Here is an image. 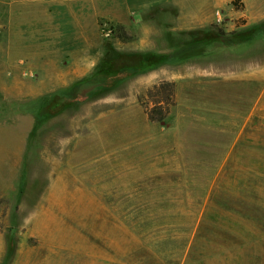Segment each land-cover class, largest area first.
I'll list each match as a JSON object with an SVG mask.
<instances>
[{
    "label": "rangeland",
    "instance_id": "374dc122",
    "mask_svg": "<svg viewBox=\"0 0 264 264\" xmlns=\"http://www.w3.org/2000/svg\"><path fill=\"white\" fill-rule=\"evenodd\" d=\"M7 1L0 36L47 32L56 56L67 46V0L53 1V25L41 29L36 13ZM215 12L213 25L185 33L184 66L129 77L40 120L43 97L54 92H32L39 77L16 70L19 58L5 67L0 44V235L14 247L3 264H264L255 263L264 260V171H256L264 83L255 77L264 65V0H220ZM99 26L114 38L113 21ZM257 27L260 40L242 41ZM212 37L215 45H195ZM163 79L177 82L178 105L151 122L138 95ZM94 117L101 150L69 157L70 138Z\"/></svg>",
    "mask_w": 264,
    "mask_h": 264
},
{
    "label": "crops",
    "instance_id": "0c3cea01",
    "mask_svg": "<svg viewBox=\"0 0 264 264\" xmlns=\"http://www.w3.org/2000/svg\"><path fill=\"white\" fill-rule=\"evenodd\" d=\"M1 1V0H0ZM52 1V2H51ZM54 0H9L7 5L14 7L16 12L23 15L31 11L38 16V27L49 28L53 25L48 12L55 6ZM220 0H67V13L70 17L71 29L67 31L70 39L57 56L53 52V45L43 39L47 32L38 31L33 36L38 38L26 39L23 31L16 37L0 36V44H5L7 61H17L16 70H23L24 75L39 77L37 87L31 91H60L70 87L76 81L91 74L101 62L106 38L102 37L99 20L107 18L115 23V34L112 43L123 51H157L171 54L185 44V33L198 28L213 25L216 16L215 10ZM173 8H177L172 14ZM154 15H147L148 11ZM169 19V24H163L161 19ZM19 29L21 26H18ZM7 29L5 30V32ZM8 32V31H7ZM41 36V38H40ZM260 40V35L256 39ZM212 45V44H211ZM215 45V42H213ZM228 48V49H227ZM232 45H223V49L232 50ZM210 50V49H209ZM215 55V47L211 51ZM210 52V51H209ZM25 60L27 62L25 63ZM61 61H64L61 63ZM186 62H169L162 66L141 74H150L157 70L172 67H182ZM1 67V64H0ZM7 74V69L0 71V75ZM256 81L264 83V65L256 72ZM18 85L13 84L12 89ZM20 91H24L21 89ZM260 100L256 104L257 115L264 117V89H261ZM68 110V109H67ZM85 126L76 132L73 140L74 157H84L95 153L100 147L97 140H102V130L98 129L99 117L90 119ZM263 124V123H262ZM89 129L92 130L89 132ZM88 141H91L88 144ZM94 150L95 152H89ZM101 150V149H99ZM256 171H264V131L256 133ZM87 163V159H84ZM263 167V168H262ZM247 170V168L245 167ZM74 171L71 163L67 165V172ZM8 241L0 235V264L8 256ZM255 263H264L256 261Z\"/></svg>",
    "mask_w": 264,
    "mask_h": 264
},
{
    "label": "trees",
    "instance_id": "16d2710c",
    "mask_svg": "<svg viewBox=\"0 0 264 264\" xmlns=\"http://www.w3.org/2000/svg\"><path fill=\"white\" fill-rule=\"evenodd\" d=\"M247 31L249 30L243 31V34ZM261 32L263 28L257 27L252 33H247L248 35L242 41L253 40ZM216 40L217 37H212L207 41L199 40L195 45L205 42L213 44ZM191 45L188 47L193 50L195 45ZM185 48L184 44L171 54L157 51H123L117 49L111 40H107L103 58L95 70L70 87L45 95L37 119L55 116L69 108H77L85 100L114 88L120 81L129 77L154 70L169 62H182L177 58L182 57L180 54L187 53ZM194 52H190L191 57L194 56ZM138 101L151 122H163L178 105V84L174 80H160L139 94ZM12 252H14V247L9 245L8 255Z\"/></svg>",
    "mask_w": 264,
    "mask_h": 264
}]
</instances>
